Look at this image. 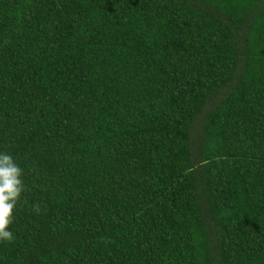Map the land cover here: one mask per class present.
Returning <instances> with one entry per match:
<instances>
[{
  "label": "trees",
  "instance_id": "1",
  "mask_svg": "<svg viewBox=\"0 0 264 264\" xmlns=\"http://www.w3.org/2000/svg\"><path fill=\"white\" fill-rule=\"evenodd\" d=\"M0 150V264H264V0H0Z\"/></svg>",
  "mask_w": 264,
  "mask_h": 264
},
{
  "label": "clouds",
  "instance_id": "2",
  "mask_svg": "<svg viewBox=\"0 0 264 264\" xmlns=\"http://www.w3.org/2000/svg\"><path fill=\"white\" fill-rule=\"evenodd\" d=\"M23 169L13 154L0 150V243L11 241L14 233L9 225L14 220V208L24 191ZM37 212L40 205H34Z\"/></svg>",
  "mask_w": 264,
  "mask_h": 264
}]
</instances>
